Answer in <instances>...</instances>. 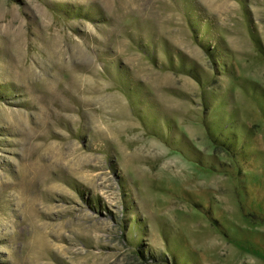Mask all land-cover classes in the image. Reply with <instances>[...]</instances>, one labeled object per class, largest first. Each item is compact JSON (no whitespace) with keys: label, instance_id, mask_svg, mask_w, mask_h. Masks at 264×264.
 <instances>
[{"label":"rangeland","instance_id":"1","mask_svg":"<svg viewBox=\"0 0 264 264\" xmlns=\"http://www.w3.org/2000/svg\"><path fill=\"white\" fill-rule=\"evenodd\" d=\"M0 264H264V0H0Z\"/></svg>","mask_w":264,"mask_h":264}]
</instances>
